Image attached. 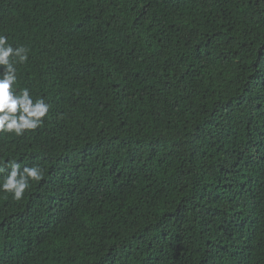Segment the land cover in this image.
<instances>
[{
	"label": "trees",
	"instance_id": "obj_1",
	"mask_svg": "<svg viewBox=\"0 0 264 264\" xmlns=\"http://www.w3.org/2000/svg\"><path fill=\"white\" fill-rule=\"evenodd\" d=\"M0 35L49 108L0 131V183L42 173L0 264H264V0H0Z\"/></svg>",
	"mask_w": 264,
	"mask_h": 264
},
{
	"label": "clouds",
	"instance_id": "obj_2",
	"mask_svg": "<svg viewBox=\"0 0 264 264\" xmlns=\"http://www.w3.org/2000/svg\"><path fill=\"white\" fill-rule=\"evenodd\" d=\"M7 40L6 36L0 35V66L5 67L0 76V131H14L17 135H22L25 129H36L49 108L42 99L33 102L27 88L22 89L19 95L11 90L17 77L16 68L9 58L15 56L20 63H24L28 56L26 49H14ZM18 110L17 116L15 114ZM10 167L11 171L0 183V191L11 193L14 199L20 200L30 187L29 179L38 181L42 173L39 167H25L23 171H20V166L16 163H11Z\"/></svg>",
	"mask_w": 264,
	"mask_h": 264
}]
</instances>
